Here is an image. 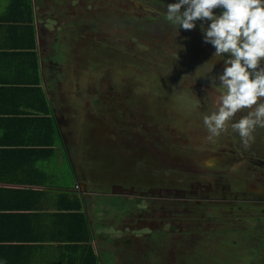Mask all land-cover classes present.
Wrapping results in <instances>:
<instances>
[{
    "label": "rangeland",
    "instance_id": "rangeland-1",
    "mask_svg": "<svg viewBox=\"0 0 264 264\" xmlns=\"http://www.w3.org/2000/svg\"><path fill=\"white\" fill-rule=\"evenodd\" d=\"M174 2L65 0L46 73L64 145L38 164L53 186L95 191L87 207L101 204L96 244L108 264L138 254L139 264H264L263 197L202 165L218 148L242 152L230 125L209 140L203 124L223 91L211 78L224 57L203 42L200 21L186 31L166 20ZM258 128L243 147L248 166L264 159ZM113 236H134L140 251L112 250Z\"/></svg>",
    "mask_w": 264,
    "mask_h": 264
},
{
    "label": "trees",
    "instance_id": "trees-1",
    "mask_svg": "<svg viewBox=\"0 0 264 264\" xmlns=\"http://www.w3.org/2000/svg\"><path fill=\"white\" fill-rule=\"evenodd\" d=\"M33 69L35 78L24 80L29 81L27 84L0 86V182L18 185H0V216L38 215L46 210L47 203L58 210L54 214L68 217L66 229L52 237L32 240L49 238L59 242L62 264H98L80 196L75 191L25 187L51 185L50 175L38 163L49 159L55 145L63 143L58 117L40 86L37 60L33 61ZM46 193H56L57 197L46 201ZM27 242L31 241L0 240V252L6 249L9 255L17 249L23 254L20 258L31 259L32 248Z\"/></svg>",
    "mask_w": 264,
    "mask_h": 264
},
{
    "label": "crops",
    "instance_id": "crops-1",
    "mask_svg": "<svg viewBox=\"0 0 264 264\" xmlns=\"http://www.w3.org/2000/svg\"><path fill=\"white\" fill-rule=\"evenodd\" d=\"M64 2L65 0H0V86H12L15 83L27 84L29 81L24 80L31 81L35 78L33 61L37 60L40 86L50 101L55 114L57 112L55 105L51 102L50 94L52 88L51 80L47 79L49 76H46V73L49 72L48 70H53L55 66L56 50H54L53 45L55 43L60 45L63 42L62 35H59L53 29V26H59V16L66 17L62 12V7L65 6ZM56 11L58 15L55 14ZM55 29L57 28L55 27ZM4 184L13 183L0 182V185L4 186ZM75 184L83 186V182L77 181ZM75 184L74 189L53 185H26L25 187L39 190L62 191L68 189L69 192L75 191L78 197L80 196L81 198V210L84 212L90 226L91 244L94 252L99 257L98 264H108L109 260L112 261L114 259L111 258V254H106L107 258H103L104 255H101L103 251L96 244V238L99 234L97 226H99L98 223L100 222L98 218L101 217L97 213V207L101 204L95 198L88 208L86 198L93 195L95 191L88 190L87 193L82 191V188H75ZM46 194L44 195L46 201L57 197L56 193ZM46 205L47 203H45L46 210H42L40 214L34 216H0V240H30L31 242L26 244L32 248L30 250L31 259L20 258L23 255L18 253L20 250L14 249L7 255L6 249H2L0 252V264H62L60 259H62L63 253L57 245L59 242L49 240V238L35 241L31 238L40 236L52 237L64 233L66 229L69 221L68 217L54 214L58 210L49 204V207ZM109 229L107 228L105 231ZM123 233L126 236L124 231ZM101 235L104 234L100 232ZM115 259L117 258L115 257Z\"/></svg>",
    "mask_w": 264,
    "mask_h": 264
},
{
    "label": "clouds",
    "instance_id": "clouds-1",
    "mask_svg": "<svg viewBox=\"0 0 264 264\" xmlns=\"http://www.w3.org/2000/svg\"><path fill=\"white\" fill-rule=\"evenodd\" d=\"M166 20L186 31L200 21L203 42L224 57L222 73L211 78L223 91L203 117L208 139L230 125L248 147L256 128H264V0H176L166 5ZM241 111L246 114L233 122Z\"/></svg>",
    "mask_w": 264,
    "mask_h": 264
},
{
    "label": "flooded vegetation",
    "instance_id": "flooded-vegetation-1",
    "mask_svg": "<svg viewBox=\"0 0 264 264\" xmlns=\"http://www.w3.org/2000/svg\"><path fill=\"white\" fill-rule=\"evenodd\" d=\"M257 132L264 137L263 128L259 127ZM238 145L242 152L234 149L218 148L217 151L210 153L202 161V165L209 172L224 176L225 180L229 179L230 182H234L235 186L238 187L237 189H241V192L247 195L250 193L258 194L259 199L261 200V197H263L262 199L264 200V159L253 161L252 166L246 165L248 160L247 152L243 151V143L238 142ZM239 197L242 198L241 196ZM113 237L114 241H111L110 246L112 250H117L118 252L122 250L123 252L125 250L140 251L138 250L140 248L136 249L135 244L132 243L134 236L130 240L127 237L122 238V236ZM137 256L131 258V264H139Z\"/></svg>",
    "mask_w": 264,
    "mask_h": 264
},
{
    "label": "water",
    "instance_id": "water-1",
    "mask_svg": "<svg viewBox=\"0 0 264 264\" xmlns=\"http://www.w3.org/2000/svg\"><path fill=\"white\" fill-rule=\"evenodd\" d=\"M18 186V185H16V184H4V186ZM47 188H49V187H47ZM68 190V189H67ZM69 191V190H68ZM81 196H82V192H81Z\"/></svg>",
    "mask_w": 264,
    "mask_h": 264
},
{
    "label": "built area",
    "instance_id": "built-area-1",
    "mask_svg": "<svg viewBox=\"0 0 264 264\" xmlns=\"http://www.w3.org/2000/svg\"><path fill=\"white\" fill-rule=\"evenodd\" d=\"M75 188H78V185L77 184H75Z\"/></svg>",
    "mask_w": 264,
    "mask_h": 264
}]
</instances>
